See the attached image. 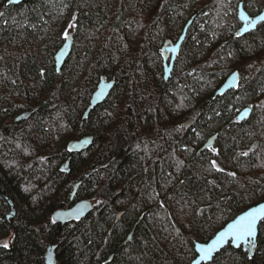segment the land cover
Masks as SVG:
<instances>
[{
    "label": "trees",
    "instance_id": "16d2710c",
    "mask_svg": "<svg viewBox=\"0 0 264 264\" xmlns=\"http://www.w3.org/2000/svg\"><path fill=\"white\" fill-rule=\"evenodd\" d=\"M240 1L251 15L264 8V0H0V264H46L50 243L55 264H187L196 240L264 200V21L241 34ZM193 16L165 80L162 47ZM68 36L58 72L54 55ZM234 70L239 86L215 95ZM103 77L115 85L82 122ZM246 106L252 112L239 120ZM85 135L92 144L68 149ZM84 198L92 211L60 230L54 210ZM203 264H264V219L253 257L229 243Z\"/></svg>",
    "mask_w": 264,
    "mask_h": 264
},
{
    "label": "water",
    "instance_id": "95a60500",
    "mask_svg": "<svg viewBox=\"0 0 264 264\" xmlns=\"http://www.w3.org/2000/svg\"><path fill=\"white\" fill-rule=\"evenodd\" d=\"M22 1L23 0H13L12 3L17 4V3H20ZM8 3H9V0H8ZM238 18L241 21L239 31L241 34H246L250 31L256 29V27L261 22L264 21V8L262 9L261 12L255 14V15H251L246 10V8L244 7L243 2L240 1L239 5H238ZM194 19H195V16H193L192 18H190L188 20V22L184 26L182 33L180 34L179 38L176 41H173V40L166 41L162 47V53H163V57H164V78H165V80H168L172 76V72H173V69L175 66V61H176L177 55L180 52L181 46H182V44H183V42L187 36L189 27L192 25ZM248 21H252L253 23L251 25H249ZM72 44H73V41L68 36V37H66L65 41L60 46V48L56 51V53L54 55V59H55L56 69L58 72H60L62 70V67H63L66 59L70 55L71 50H72ZM233 74H238V76H236L234 79ZM239 84H240V73L238 70H234L233 72H231L226 77V79L223 81V83L218 87V89L215 92V95L224 94L231 89L237 88L239 86ZM114 85H115V81L113 79L108 80L105 77H103L100 80L97 88L95 89V91L93 92V94L91 96L89 105L84 112L82 122H84V120L89 115L90 111L95 106H97L99 103L103 102L108 97V95L110 94ZM251 112H252V107L246 106L239 111L237 118L239 120H243V119L247 118L251 114ZM30 113H31L30 110L24 111V112L18 114L15 117V120L20 121L22 119H25V118L29 117ZM216 137H217L216 134L210 136L207 139V141L198 149V152L201 151L202 149L214 146ZM92 143H93V138L91 136L85 135V136H82L81 138H79L77 140H73L68 145V149L71 151L79 150L85 146H89ZM69 163H70L69 160H67L65 162L64 166L68 167ZM94 170H95V168L91 169L89 172L85 173V175L83 177L77 179L73 183L72 191L70 194L71 200H73L75 198V195L78 191L79 186L84 182V180L86 178H88L94 172ZM5 196L11 205V209H10V212L8 213L7 217L12 218L16 214L15 205H14L13 200L10 198V196L8 194H5ZM93 205H94V203L91 199H88V198L79 199V200L75 201L71 206H65V207H61V208L54 210L53 219L55 222L60 223V230H61L62 225L65 224L66 222H68L70 220H74V219H79L83 216L88 215L92 211ZM261 206H264V200L248 207L244 211L237 214L233 219L229 220L223 227H221L213 235V237H211L209 240H207V241L196 240L195 241V250H196L197 254L187 264H203V263H207L209 261H212L214 256L229 243L232 244L233 246L237 247V248L240 246H243V248L248 251V255L250 257H253L255 254L256 246H257V238H258V234H259V224L264 219V212L259 211ZM253 209H257V212L255 213L257 222L254 226L253 236L247 237V238H244V237L232 238V235L229 234L228 236H225L223 239L217 240L219 234L221 232L227 231L228 226L230 224H234L236 221L239 220V218L241 216H243L245 213H247ZM120 213H121L120 211L116 212V216H117L116 218L117 219L120 218ZM132 235H133V231H131L128 234V236L126 237L124 242L131 240ZM213 241H217V243L215 244V247L209 248L206 252L201 251L202 246L212 245ZM56 247L57 246L55 243H50L47 246L46 251H45V255H44V260H45L46 264H55L56 263ZM112 256L113 255H111L109 257V260L112 258Z\"/></svg>",
    "mask_w": 264,
    "mask_h": 264
},
{
    "label": "snow or ice",
    "instance_id": "6c2138e0",
    "mask_svg": "<svg viewBox=\"0 0 264 264\" xmlns=\"http://www.w3.org/2000/svg\"><path fill=\"white\" fill-rule=\"evenodd\" d=\"M13 0H9V3H12ZM4 14L0 13V17H2ZM5 23H7L5 21ZM249 25H251L253 22L252 21H248ZM237 35H239V33H237ZM65 36H67V33H65ZM229 55H231V53H229ZM194 71V70H193ZM238 76V74H233V77L235 79V77ZM246 111V110H245ZM241 155H248L247 152L241 153ZM211 167L215 168V170L217 171H223V169H220L219 166L216 164V161L213 160L211 162ZM230 175H235L234 173H230ZM210 183H214L212 181H210ZM259 211L264 212V206H261V208L259 209ZM257 212V209H253L247 213H245L243 216H241L239 218L238 221H236L234 224H230L228 226V230L225 232H221L217 238V240H221L223 239L225 236H228L229 234L232 235V238H240V237H251L254 234V226L257 222L256 220V215L255 213ZM217 243V241H213L212 245H208V246H202L201 251H207L209 248L211 247H215V244ZM3 247H8L7 244H4Z\"/></svg>",
    "mask_w": 264,
    "mask_h": 264
},
{
    "label": "rangeland",
    "instance_id": "374dc122",
    "mask_svg": "<svg viewBox=\"0 0 264 264\" xmlns=\"http://www.w3.org/2000/svg\"><path fill=\"white\" fill-rule=\"evenodd\" d=\"M197 114H198V110H195L194 112L189 113L186 116V118H184L182 120V124L188 125V124L192 123L194 121L195 117L197 116ZM10 241H11L10 238H7L4 240V243L8 245L10 243Z\"/></svg>",
    "mask_w": 264,
    "mask_h": 264
},
{
    "label": "flooded vegetation",
    "instance_id": "af4514ba",
    "mask_svg": "<svg viewBox=\"0 0 264 264\" xmlns=\"http://www.w3.org/2000/svg\"><path fill=\"white\" fill-rule=\"evenodd\" d=\"M182 123V122H181Z\"/></svg>",
    "mask_w": 264,
    "mask_h": 264
}]
</instances>
